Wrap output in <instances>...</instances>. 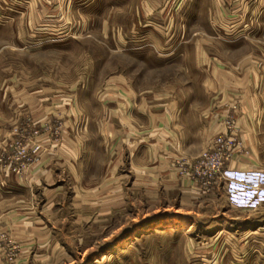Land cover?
I'll use <instances>...</instances> for the list:
<instances>
[{"label": "rangeland", "instance_id": "1", "mask_svg": "<svg viewBox=\"0 0 264 264\" xmlns=\"http://www.w3.org/2000/svg\"><path fill=\"white\" fill-rule=\"evenodd\" d=\"M248 54L264 67V0H0L6 260L22 253V231L34 236L49 221L60 228L64 264H264V193L247 210L224 212L216 191L224 169L210 189L193 177L204 149L152 170L150 155L137 157L125 149L135 141L120 139L123 97L215 111L212 81ZM234 100H225L224 121L242 103ZM163 134L161 145L166 127ZM219 214L228 224L212 228L207 221ZM248 216L260 225L229 224Z\"/></svg>", "mask_w": 264, "mask_h": 264}, {"label": "crops", "instance_id": "2", "mask_svg": "<svg viewBox=\"0 0 264 264\" xmlns=\"http://www.w3.org/2000/svg\"><path fill=\"white\" fill-rule=\"evenodd\" d=\"M248 57L250 60L247 63H231L232 67L228 69L234 72L229 73L230 76L217 77L212 81L217 86L215 92L221 98L218 109L215 111L203 109L192 113L175 101L160 104L159 101L149 100L148 97L140 94H129L130 97L128 95L123 97L126 109L125 111L120 109L122 116L124 117V114L126 116L124 117L126 121H122L125 132L121 134L123 138L120 139L126 144L128 141L130 143L135 141L132 143L134 146L127 145L125 149L135 150L134 154L137 157L145 154L150 155L152 157L151 164L147 166L155 170L157 166H161L162 162L163 165H170L172 158L177 154L182 155L185 159L189 158L190 161L199 155L200 150L208 147L212 138L224 130L225 100L233 101L235 97H239L242 103L239 104L241 111L239 110L237 123L241 129L239 134L242 139V148L225 166L223 174L219 177L220 182L216 190L222 200H227L226 204L222 205L224 212L228 208L247 210V207L258 203V193L260 191L264 193V98H262L264 67L258 68L254 62L255 59H251L250 55ZM217 68L224 70L221 67ZM233 88H236L239 94ZM241 88L243 90H239ZM160 106L163 107L160 108ZM165 127L169 136L165 140L167 143L163 142L161 145L160 137L164 135ZM188 129L198 132L200 140L193 141ZM164 158L166 159L164 160ZM191 190L189 192L195 195ZM193 195L185 196L187 201H184V204L188 202L189 198L192 200ZM220 214L207 221L210 223L209 225H214L212 228L220 229L227 226L225 214H223L224 217ZM185 215L189 216L190 214L186 213ZM198 219L202 220V218ZM30 223L31 221H25L24 228H30ZM260 223L254 217L248 216L247 219L232 217L229 224L233 228L254 229ZM38 226L37 232L34 231V236H32L31 229L22 231L25 234L19 236L18 239L22 242L20 245H22L23 251L14 262L10 263L6 260L4 251L0 247V264H64L62 252H60L59 259L57 256L58 247H63L64 244L59 226L49 221H46L45 226L39 222ZM7 227L10 225L8 224ZM47 245L53 247L55 253L52 251L50 255H44L43 251H40L39 247Z\"/></svg>", "mask_w": 264, "mask_h": 264}, {"label": "built area", "instance_id": "3", "mask_svg": "<svg viewBox=\"0 0 264 264\" xmlns=\"http://www.w3.org/2000/svg\"><path fill=\"white\" fill-rule=\"evenodd\" d=\"M230 107L233 112H230L224 121V130L217 134L193 164L196 171L193 177L201 181L205 189L212 188L213 179L221 174L233 154L242 148L239 134L241 129L237 123L239 118L237 109H240V105L232 103Z\"/></svg>", "mask_w": 264, "mask_h": 264}, {"label": "bare ground", "instance_id": "4", "mask_svg": "<svg viewBox=\"0 0 264 264\" xmlns=\"http://www.w3.org/2000/svg\"><path fill=\"white\" fill-rule=\"evenodd\" d=\"M107 258H109V255H108V254H104L103 256H101L100 260H101V261H104V260H106Z\"/></svg>", "mask_w": 264, "mask_h": 264}]
</instances>
